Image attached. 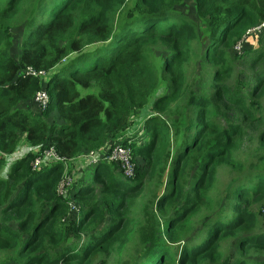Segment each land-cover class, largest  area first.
Returning a JSON list of instances; mask_svg holds the SVG:
<instances>
[{
    "label": "trees",
    "instance_id": "obj_1",
    "mask_svg": "<svg viewBox=\"0 0 264 264\" xmlns=\"http://www.w3.org/2000/svg\"><path fill=\"white\" fill-rule=\"evenodd\" d=\"M187 1L0 0V264H264V0Z\"/></svg>",
    "mask_w": 264,
    "mask_h": 264
},
{
    "label": "built area",
    "instance_id": "obj_2",
    "mask_svg": "<svg viewBox=\"0 0 264 264\" xmlns=\"http://www.w3.org/2000/svg\"><path fill=\"white\" fill-rule=\"evenodd\" d=\"M263 26H264V23H262L260 26H257V27H254V28L250 29L247 32V36L251 35L252 33L254 34L257 31H261V28ZM246 37H244V39ZM27 75H32V76L37 77V76L45 75V73L44 72L37 73V72L32 71V70L29 69L27 71ZM35 102L37 103V105L40 108H45L47 106V103H48V93L45 92L44 90H42L39 93H37ZM43 156L45 157L46 160L47 159H51V158L58 159L53 149H51L49 151H46L43 154ZM89 157L91 159L90 163H97L100 160L101 155L100 154H96L95 152H91ZM40 158L41 157L37 158L36 165H38L41 162ZM105 159L108 160L109 162L118 163L121 166V169L123 170V172H124L126 177L133 178L135 176V167H136V165L133 162V157H132L131 151L129 149L123 148L121 146H116V147L113 148L111 153L108 154L105 157ZM64 184H65V182H63L60 185V188H59L60 194H62L63 191H64ZM73 208L76 211L79 210V208H77L76 206H73Z\"/></svg>",
    "mask_w": 264,
    "mask_h": 264
},
{
    "label": "rangeland",
    "instance_id": "obj_3",
    "mask_svg": "<svg viewBox=\"0 0 264 264\" xmlns=\"http://www.w3.org/2000/svg\"><path fill=\"white\" fill-rule=\"evenodd\" d=\"M178 10L182 11L184 14H186L188 17L194 19L195 18V11H194V5L193 1L188 0L185 2L183 5L178 7ZM264 29V26L261 28V31H257L256 33H252L251 35L247 36L240 45L236 46L235 51L238 53L242 54L243 53V48L245 45H249L251 48H256L258 47V40L259 37L262 33V30ZM253 32V31H252ZM152 105L153 102H150L140 113V120H141V115L146 116L152 112ZM26 148L27 145H26Z\"/></svg>",
    "mask_w": 264,
    "mask_h": 264
}]
</instances>
